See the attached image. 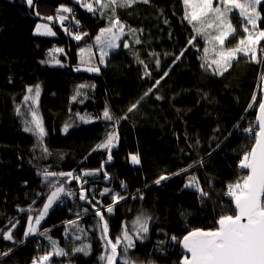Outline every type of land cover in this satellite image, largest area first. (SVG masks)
<instances>
[{"label":"trees","instance_id":"16d2710c","mask_svg":"<svg viewBox=\"0 0 264 264\" xmlns=\"http://www.w3.org/2000/svg\"><path fill=\"white\" fill-rule=\"evenodd\" d=\"M38 20L55 36L36 34ZM113 26L122 40L101 71H77L81 49ZM256 28L264 31V0ZM54 47L63 49V65L49 63ZM257 47L222 72L211 67L206 36L194 29L184 0H132L93 11L78 0H0V264H33L53 243L63 253L52 257L58 264H108L112 252L81 190L103 210L114 244L120 241L119 264H180L182 238L233 215L229 186L248 175L240 164L257 133L264 38ZM37 86L42 136L26 99ZM109 134L112 143L97 147ZM134 152L140 165L130 161ZM161 176L167 178L157 184ZM58 181L75 195H63L40 231L26 236L29 218ZM139 213L147 233L134 230Z\"/></svg>","mask_w":264,"mask_h":264},{"label":"snow or ice","instance_id":"6c2138e0","mask_svg":"<svg viewBox=\"0 0 264 264\" xmlns=\"http://www.w3.org/2000/svg\"><path fill=\"white\" fill-rule=\"evenodd\" d=\"M101 7H108L109 4H116L117 0H109V4H104L101 0H96ZM132 0H122L121 6H128ZM145 3L148 0H144ZM220 4L225 6L233 5L234 7L240 8L241 15L248 16V23L255 25V6L260 3V0H250V7L253 10V14H248V6L241 5L237 3V0H219ZM27 3L31 5L33 0H27ZM184 3L187 5L190 3V0H184ZM88 11H93L91 5H86ZM227 8H225V11ZM63 11L68 12L70 9L64 8ZM208 12H213L216 15L217 20H222L223 12L219 6L213 7V0H202L201 3L193 6V12L191 14V20H197L202 16L207 15ZM49 20L53 19L48 17ZM63 19V17H61ZM115 23H118L116 21ZM46 28L47 34L54 35L51 32L50 28ZM208 27H212V24H208ZM230 27V26H229ZM41 28V25H37V31ZM247 31V29H245ZM112 32L111 28L101 29V33ZM118 37L113 34L112 38L107 41V47H115V40ZM259 38H264V31L259 33ZM76 40H80L81 36H75ZM97 41H100L101 37H96ZM217 40L222 44L224 41V33L221 32L220 35L216 37ZM139 42V41H137ZM255 42V41H253ZM241 44L244 43L243 40L240 41ZM124 47L127 48L128 45L124 44ZM243 49L231 50L228 53H220L219 60H213V63L218 66L223 62L227 63L233 56L235 51H242ZM81 51H84L81 49ZM207 51V49H205ZM183 55V52L180 53V56ZM180 56H177L176 59H179ZM103 57L100 59V63H103ZM203 67V65H202ZM88 71H98V68H88ZM156 84H159V81H156ZM83 87V85L81 86ZM31 92L32 89H29ZM151 92V89H149ZM36 96H39V87L35 89ZM148 95V92L145 93ZM159 99V97H157ZM27 99V97H26ZM136 105H133L129 111H132ZM261 111L260 117V131L256 133L257 141L256 146L253 147L250 153L246 154L241 161V168L250 170L249 174L243 178V182H237L235 185L229 186L228 195L234 199L235 207L233 209V215H221L217 221L218 227L215 230L211 231H202L194 230L188 233V235L183 237L182 245L183 248L191 254V258L185 257L183 264H264V102L259 104ZM103 116L105 119L113 120L114 117L110 112L105 109ZM127 117H122L126 119ZM83 119V117L81 118ZM35 127L39 129V133L42 136L44 130L41 127L39 120L36 118L35 112H33V121ZM26 131H32L31 128H26ZM65 132L68 131L67 126L64 129ZM246 131H251L247 129ZM114 139V134H109L105 144L98 145L97 147H108ZM46 151V149H45ZM109 159L111 157L109 156ZM133 163H138V158L132 156ZM45 177H71L74 180L79 181L80 176H74L73 173H53V172H44ZM94 175L91 172H85L84 176ZM167 177L161 176L156 183L159 184L161 180H165ZM88 181H84L86 184ZM54 191H51V194L47 197V203L44 204L43 212L40 213V217L48 211V209L53 205L55 201L58 200L61 193H64L66 196L75 195V193L65 191L63 182L58 181L56 185H52ZM109 190L105 189V193ZM104 193H102L103 195ZM80 200L87 199L86 194L81 190L79 194ZM108 212H111L112 209L109 207ZM97 215H100L97 212ZM35 223L38 225L40 223V218H37ZM137 224H139V231L147 233V218L137 219ZM29 225H31V217L29 218ZM105 231H107V225H105ZM29 232H33L34 229L29 226ZM28 233L26 232L25 235ZM45 235L46 233H41ZM4 239L11 240L12 236L10 233L3 234ZM125 239H128L127 234H125ZM173 239H176L173 237ZM120 243L119 240L112 245V252L115 254L117 251V245ZM132 243L129 240L127 247H132ZM78 251H83L79 249ZM57 254H63L62 251ZM113 257L109 256V264H111ZM48 260V256L41 257V261Z\"/></svg>","mask_w":264,"mask_h":264},{"label":"rangeland","instance_id":"374dc122","mask_svg":"<svg viewBox=\"0 0 264 264\" xmlns=\"http://www.w3.org/2000/svg\"><path fill=\"white\" fill-rule=\"evenodd\" d=\"M24 1L27 2V0H24ZM78 1H82L85 6L91 5L92 8H97L101 6L99 3L96 2V0H78ZM101 2L104 4H109V0H101ZM201 2L202 0H190V3L186 5L190 20H191V14L193 12V6ZM119 3L121 4L122 0H117L116 4H111V5L115 8ZM237 3L248 6V14L249 15L253 14V10L249 6L250 0H237ZM259 4L260 3L256 4L255 6V14H256L255 25L248 23V16L241 15L240 8L234 7L233 5L225 6L223 4H220L219 0H213V7L215 8L219 6L221 8V11L223 12L222 20H217L216 15L213 12H208L207 15L202 16L201 18L197 20H191L192 24L194 25V29L197 30L199 33L203 34L204 36H206L208 47H209L207 50V55L210 56L211 58L210 59L212 63L211 67H214L219 72H222L230 65L231 61L234 60L235 58L241 55L249 56L257 52V49H258L257 44L261 39L259 38V33L262 32L256 28V24L258 20ZM225 8H227L226 11H225ZM210 23L212 24V27H208V24ZM37 25H41V28L39 29V31H37ZM44 26H47V28H50L51 32L54 33V35L47 34L46 28ZM111 29H112L111 33L109 32L101 33L100 32L101 34L98 35L101 37L100 41H97V39H95L93 43H90L88 47L83 49L84 51H82L81 53L79 63L75 67L77 71H86L90 73H98L101 71V66L106 63L107 57L109 56V54L120 46V43L122 40V33H120V30H115L116 26L111 27ZM245 29H247V31ZM221 32L224 33V41L222 44L220 43L219 40L216 39V37L220 35ZM35 33L39 35H46V36H55L56 34L52 25L49 24V22H46L44 20H38L35 26ZM113 34H115L118 38L114 42L115 47L109 48L107 47V41L112 38ZM233 35L236 36L235 40L232 42L233 44L229 46L228 48H224V42L226 38L233 36ZM241 40L244 41L243 44L240 43ZM235 49H243V50L235 51L231 59L226 64L222 62L218 66L217 64L213 63V60L220 59V53L223 52L226 54L229 51L235 50ZM53 51H52L53 53L51 54L49 63L51 65H57V66L63 65V62L60 59V55L61 53H63V49H61L60 47H54ZM101 57H103V60H104L103 63H100ZM90 67L98 68L99 70L98 71H88L87 69ZM38 100H39V96H36L35 89L32 88V91L31 92L29 91L28 98H27V105L29 109L30 120L33 121V112H35L36 118L39 120L41 124V117L37 109ZM33 126L35 127L34 123H33ZM37 130L39 131V129ZM132 156H136L139 162L133 163ZM130 161L132 164H135V165L141 164L140 156L138 153H135V152L131 154ZM69 181H71V177L70 179H68V182ZM63 186L65 188V191L70 192L67 183H64ZM63 195L64 193L60 194L58 200L53 203V205L48 209V211L43 215V217H40V213L43 212L44 205L38 214L31 217V225H29V221H28V225L25 230V233L26 232L28 233L26 236L35 235L40 231L44 220L46 219L50 211L55 207V205L61 200ZM120 198H121V195L119 194V192H115L116 201ZM45 203H47V200L45 201ZM37 218H40V223L38 225L35 223ZM138 218L144 219L147 217L144 213H139L133 218L132 225L134 227V230L137 232L139 231V224H137ZM29 226H31V228L34 229L33 232L28 231ZM126 241L129 242V239H126ZM58 252H61L60 248L53 243V248L51 249V252L49 254L44 253L43 255L40 256L39 259L35 260L33 264H58L54 262L52 258L53 256L60 257L61 254H57ZM46 255L48 256V260L41 261V257H44Z\"/></svg>","mask_w":264,"mask_h":264},{"label":"water","instance_id":"95a60500","mask_svg":"<svg viewBox=\"0 0 264 264\" xmlns=\"http://www.w3.org/2000/svg\"><path fill=\"white\" fill-rule=\"evenodd\" d=\"M260 92H261V102H264V76H263V78H262V80H261V82H260ZM261 102H260V103H261ZM260 117H261V111H260V108H259V106H258L257 113H256V127H257V132L260 131ZM257 138H258V137L256 136V137H255V141H254V143H253V145H252V147H251V150L253 149V147L256 146ZM251 150H250V152H251ZM250 152H249V153H250ZM247 170H248V169H247ZM249 172H250V170H248V174H249ZM85 194H86V193H85ZM86 197H87V194H86ZM82 202H83V203H86V204L90 205V207H92V212L95 214V216L97 217L98 221L100 222L101 229H102V233H103V235H104L106 245H107V247H108V248L111 250V252H112V245L114 244V242H113L112 238L110 237L109 230H108V221H107V218H106V216H105L103 210L98 209L97 206L94 205V204L92 203L91 199H89L88 197H87V199L82 200ZM234 207H235V204H234ZM97 212H99L100 215H97ZM105 225H107V231L104 230V229H105ZM217 227H218V224H217ZM217 227H216V228H217ZM216 228H215V229H216ZM215 229H199V230H202V231H211V230H215ZM195 230H197V229H195ZM193 231H194V230H193ZM190 232H191V231H190ZM186 235H188V233H187ZM186 235H185V236H186ZM182 241H183V238H182V240H181V244H180V245H181V249H182V251H183V253H184V256H183V258L181 259L180 264H183V262H184V260H185V257L191 258V254L188 253V252L183 248ZM112 257H113V259H112V261H111V264H119V261H120V251H119V249H118V245H117V251H116V253L114 254V253L112 252ZM108 264H109V263H108Z\"/></svg>","mask_w":264,"mask_h":264},{"label":"built area","instance_id":"2783aa9c","mask_svg":"<svg viewBox=\"0 0 264 264\" xmlns=\"http://www.w3.org/2000/svg\"><path fill=\"white\" fill-rule=\"evenodd\" d=\"M77 176V175H76Z\"/></svg>","mask_w":264,"mask_h":264}]
</instances>
